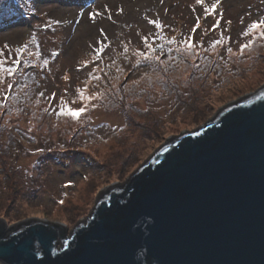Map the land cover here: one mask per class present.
<instances>
[{"label":"rangeland","instance_id":"374dc122","mask_svg":"<svg viewBox=\"0 0 264 264\" xmlns=\"http://www.w3.org/2000/svg\"><path fill=\"white\" fill-rule=\"evenodd\" d=\"M6 2L0 0V12ZM4 11L9 26L0 29V61L32 77L0 71V168L9 174L0 176V220L6 225L37 214L69 222L71 230L104 186L124 182L168 137L204 124L221 105L264 82V40L240 52L252 39L241 33L264 15V0H221L214 14L195 0H16ZM189 35L190 52L181 43ZM32 44L50 55L43 60L48 71L37 76L28 65L34 56L20 55ZM8 47L14 53L4 61ZM77 89L96 99L82 102ZM61 97L73 108L87 103V111L78 121L58 116Z\"/></svg>","mask_w":264,"mask_h":264},{"label":"water","instance_id":"95a60500","mask_svg":"<svg viewBox=\"0 0 264 264\" xmlns=\"http://www.w3.org/2000/svg\"><path fill=\"white\" fill-rule=\"evenodd\" d=\"M1 264H264V82L104 186L71 230L0 220Z\"/></svg>","mask_w":264,"mask_h":264},{"label":"snow or ice","instance_id":"6c2138e0","mask_svg":"<svg viewBox=\"0 0 264 264\" xmlns=\"http://www.w3.org/2000/svg\"><path fill=\"white\" fill-rule=\"evenodd\" d=\"M196 5H202L203 11L205 14H214L217 11V8L219 4L221 3V0H214L210 5L205 3V0H195ZM93 14H90V17ZM98 15V13L96 14ZM243 23V19L241 20ZM150 24H154L157 28L161 27L160 23L156 20L149 21ZM220 21L218 20L216 24L213 25V28H216L219 25ZM230 23V21H229ZM199 27V20L196 21V24L192 28V32H195L197 28ZM103 34V31L101 32ZM242 36H252V39H249L247 43H243L240 45V52L243 53L246 49H249L252 47L254 40L257 38L264 40V15L260 16L258 19L252 20L250 23L247 24L244 31L241 33ZM145 42H147L148 38L143 37L142 38ZM223 38L221 40H217L213 42V46L215 44L221 43ZM175 40H170L169 43H175ZM184 45V48L186 51L190 52L194 48V44L192 42V37L189 35L186 40L181 42ZM146 46L149 50L152 49V45L150 43H146ZM7 47V45H5ZM228 51L230 52L231 49L229 48ZM138 56L142 57L144 60H159V57L157 56H149L147 53L139 52L137 53ZM13 63L18 64L19 60H14ZM0 71H6L9 75H11L13 72L16 71L15 68H3V61H0ZM91 75V73H89ZM67 79V77H65ZM7 87H12L11 84L7 85ZM80 100L82 102L86 101H92L96 99V94L92 95H85L84 91L81 89L76 90ZM55 94H53L52 97H49L51 100ZM74 102V101H73ZM87 103H82V106L73 108L69 106L67 102L64 101L63 97H61L60 100V107L57 111L58 116H67L70 117L73 121H78L82 114H84L87 111Z\"/></svg>","mask_w":264,"mask_h":264},{"label":"trees","instance_id":"16d2710c","mask_svg":"<svg viewBox=\"0 0 264 264\" xmlns=\"http://www.w3.org/2000/svg\"><path fill=\"white\" fill-rule=\"evenodd\" d=\"M11 1V3H8V2H6V3H8L9 5H13L14 4V2H15V0H10ZM22 1V0H21ZM9 5L7 6V7H9ZM7 7L6 8H4V10H6L7 9ZM11 9H12V11H15L16 9H15V7H14V9H13V7H10ZM2 11V12H0V21H1V23H0V29H2L3 27H7V26H9L8 24H9V20H8V18H6L5 16L7 15V13H5V11ZM28 14V13H27ZM40 25H43V24H41V23H38V25H36L35 27V29H38V27L37 26H40ZM42 28V30H43V32H44V28L43 27H41ZM48 36V35H47ZM47 36H46V38H47ZM39 39H41L40 37H38ZM47 42H44L43 40H39V44L42 46V48H47V49H49L50 48V46H51V44L50 43H48V40H46ZM31 44V43H30ZM39 44H37L36 46H34L33 44H32V46H31V48H28V46L26 45V47H24L22 50H21V52H20V55L22 54V52H24V51H27V50H29V52L28 53H30V55L31 56H34L33 57V59H32V61H31V65L30 64H28L29 66H30V68H33V69H30V70H32V72H35V74H36V76L37 75H39V73H41V74H43L45 71H48V69H49V66L48 65H46L44 62H43V60H47L48 61V57H50V55H48V56H44V55H41V52L39 51L40 50V45ZM12 48L11 47H8L4 52H2V53H5V55H3V59H4V61H6V58L8 57V56H11L12 55V52L14 53V51H12L11 50ZM44 56V57H43ZM22 57V56H21ZM7 65H9L8 63H7ZM20 66H22V63H20ZM19 66V67H20ZM16 68H18L17 67V65L15 66V69ZM27 71V70H26ZM16 73H17V75H18V77H19V79H23L24 81H28L29 80V78H32L30 75V71L29 72H17L16 71ZM30 75H29V74ZM33 77H34V73H33ZM123 112H125V110L123 111ZM69 134V132L67 131V132H62V133H60V135H68ZM9 140H10V142H11V144L15 147V149H17L18 150V152L19 151H23L24 149L22 148V145H21V143H18V145H17V143H16V141H15V139L14 138H12V137H10L9 138ZM76 140V139H75ZM8 175L9 174H7V173H2V171H1V168H0V176H2V178H3V180H6L7 179V177H8Z\"/></svg>","mask_w":264,"mask_h":264}]
</instances>
